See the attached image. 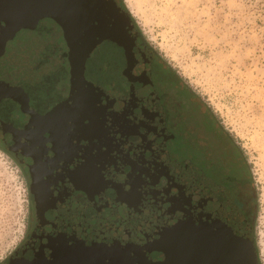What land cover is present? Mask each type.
<instances>
[{"label":"water","instance_id":"1","mask_svg":"<svg viewBox=\"0 0 264 264\" xmlns=\"http://www.w3.org/2000/svg\"><path fill=\"white\" fill-rule=\"evenodd\" d=\"M44 18L63 38L68 88L37 112L24 89L33 91L35 75L24 69L15 84L0 79V119L10 125L11 147L31 159L33 179L85 194L81 216L94 219L86 261L262 264L228 189L170 158L159 78L130 13L116 0H0V57L17 32Z\"/></svg>","mask_w":264,"mask_h":264},{"label":"rangeland","instance_id":"2","mask_svg":"<svg viewBox=\"0 0 264 264\" xmlns=\"http://www.w3.org/2000/svg\"><path fill=\"white\" fill-rule=\"evenodd\" d=\"M121 1L145 42L219 122L248 167L253 239L264 264V0ZM11 43L15 55L1 77L19 82L25 69L41 76L36 92L67 90L65 45L50 19L20 30ZM166 148L172 160L184 157L182 148L168 143ZM29 184L22 161L0 143V256L5 258L26 236ZM137 261L130 256L126 264Z\"/></svg>","mask_w":264,"mask_h":264},{"label":"flooded vegetation","instance_id":"3","mask_svg":"<svg viewBox=\"0 0 264 264\" xmlns=\"http://www.w3.org/2000/svg\"><path fill=\"white\" fill-rule=\"evenodd\" d=\"M10 41L6 43L4 54L0 57L4 73H8V64H11ZM7 47H10L9 51ZM152 57L154 59L153 53ZM152 70H158L165 76L163 81L159 72H156L165 125L171 134L167 143L173 149L179 147L185 151L184 157L175 161H190L207 177L227 188L230 198L251 224L253 210L248 194V167L239 159L236 145H232L219 122L201 106L196 96L189 95L185 86L175 81L170 73L167 74L161 63L154 61ZM0 79L15 84L7 77ZM24 89L29 106L37 112L49 107L44 98L58 97L59 94L36 92L35 86L33 91ZM5 122L0 119V143L22 161L28 173L31 197L27 232L21 244L25 251L23 262H14L22 256L15 254L11 264H89L86 252L94 237V219L92 216H81V205L87 202L85 194L82 191H72L69 195L56 193L48 189L41 179H33L28 166L31 159L25 156L20 147H11L8 137L10 125L4 126ZM84 232L86 237L82 235Z\"/></svg>","mask_w":264,"mask_h":264},{"label":"trees","instance_id":"4","mask_svg":"<svg viewBox=\"0 0 264 264\" xmlns=\"http://www.w3.org/2000/svg\"><path fill=\"white\" fill-rule=\"evenodd\" d=\"M116 2L120 5V6H122L123 8H125L126 9V7H125V5L123 4V2L121 1V0H116ZM127 10V9H126ZM128 11V10H127ZM131 16V15H130ZM132 18V17H131ZM133 20V19H132ZM133 23H134V21H133ZM134 25H135V23H134ZM136 27V26H135ZM137 29V28H136ZM137 32H138V36H137V39H136V43H137V45H143L144 47H146L148 50H149V52H150V57H151V68H152V64L154 65V61H156L157 63H161V66L164 68V70L167 72V74L168 73H170L169 75L175 80V81H177V82H181L180 80H179V78H178V76L176 75V73L175 72H173L172 70H171V68H170V66L163 60V58L162 57H160V56H158L157 55V52L147 43V42H145V40H144V38L142 37V35H141V33L139 32V30H137ZM152 53L154 54V59H153V57H152ZM62 57H66L65 55H62ZM66 60H67V58H66ZM157 65H159V64H157ZM156 72H159L158 70H156ZM159 74L161 75L160 76V78H161V80H165V76L161 73V72H159ZM35 78L37 79V81H35L34 82V84H33V86L35 85V84H39V82H40V80H41V76L40 75H38L37 74V72H35ZM186 87V86H185ZM62 91H60L59 92V94L61 93ZM52 94H55V93H52ZM238 150V149H237ZM238 155H239V152H238ZM25 238V237H24ZM24 241V240H23ZM21 244H22V242H21ZM19 245L12 253H10L3 261H1L0 262V264H11V262H12V260H13V256L15 255V254H19V255H22V256H20V257H17L16 258V260H14V262H16V261H18V262H20V263H22L23 262V255L25 254V251L24 250H22V247H23V245ZM11 258V259H10ZM10 259V260H9ZM8 260V263L6 262Z\"/></svg>","mask_w":264,"mask_h":264},{"label":"clouds","instance_id":"5","mask_svg":"<svg viewBox=\"0 0 264 264\" xmlns=\"http://www.w3.org/2000/svg\"><path fill=\"white\" fill-rule=\"evenodd\" d=\"M5 259V257L0 256V261H3Z\"/></svg>","mask_w":264,"mask_h":264}]
</instances>
